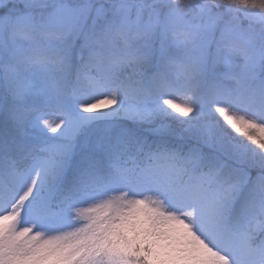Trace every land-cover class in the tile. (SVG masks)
Returning <instances> with one entry per match:
<instances>
[{"label":"snow or ice","instance_id":"snow-or-ice-1","mask_svg":"<svg viewBox=\"0 0 264 264\" xmlns=\"http://www.w3.org/2000/svg\"><path fill=\"white\" fill-rule=\"evenodd\" d=\"M0 264H264V0H0Z\"/></svg>","mask_w":264,"mask_h":264}]
</instances>
